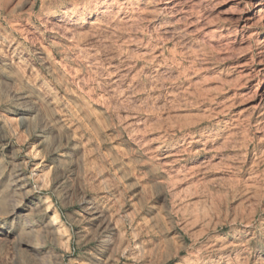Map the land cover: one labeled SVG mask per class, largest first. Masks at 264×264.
I'll use <instances>...</instances> for the list:
<instances>
[{
    "label": "rangeland",
    "instance_id": "rangeland-1",
    "mask_svg": "<svg viewBox=\"0 0 264 264\" xmlns=\"http://www.w3.org/2000/svg\"><path fill=\"white\" fill-rule=\"evenodd\" d=\"M261 9L0 0V264H264Z\"/></svg>",
    "mask_w": 264,
    "mask_h": 264
},
{
    "label": "bare ground",
    "instance_id": "bare-ground-1",
    "mask_svg": "<svg viewBox=\"0 0 264 264\" xmlns=\"http://www.w3.org/2000/svg\"><path fill=\"white\" fill-rule=\"evenodd\" d=\"M94 1H96V0H94ZM100 1H101V0H100ZM116 1H118V0H116ZM130 1H131V0H130ZM103 2H104V1H103ZM119 2H120V1H119ZM121 2H122V1H121ZM127 2H128V1H127ZM143 2H144V1H143ZM92 3H93V2H92ZM95 3H96V2H95ZM130 3H131V2H130ZM115 4H116V3H115ZM132 4H133V2H132ZM132 4H131V6H133ZM146 4H147V2H146ZM95 5H96V4H95ZM107 5H108V4H107ZM126 5H127V4H126ZM134 5H135V4H134ZM136 5H137V4H136ZM89 6H90V5H89ZM120 6H121V5H120ZM147 6H148V5H147ZM82 7H83V6H82ZM90 7H92V6H90ZM104 7H105V6H104ZM111 7H112V5H111ZM124 7H125V6H124ZM127 7H128V6H127ZM150 7H151V6H150ZM84 8H86V7H84ZM93 8H94V7H93ZM114 8H116V7H113V9H114ZM118 8H119V7H118ZM121 8H122V7H121ZM121 8H120V9H121ZM138 8H139V7H138ZM138 8H137V9H138ZM152 8H153V7H152ZM74 9H75V8H74ZM81 9H82V8H81ZM94 9H95V8H94ZM102 9H103V8H102ZM105 9H106V8H105ZM110 9H111V8H110ZM113 9H112V10H113ZM125 9H126V8H125ZM132 9H134V6H133ZM137 9H136V10H137ZM96 10H97V8H96ZM106 10H108V9H106ZM118 10H119V9H118ZM134 10H135V9H134ZM134 10H132V11L134 12ZM98 11H100V10H98ZM113 11H114V10H113ZM115 11H116V10H115ZM137 11H140V13L142 14V12H141L142 10H137ZM149 11L151 12V10H149ZM261 11H264V10L261 9V10H260V13H261ZM85 12H86V11H85ZM130 12H131V11H130ZM144 12H145V11H144ZM146 12H147V11H146ZM77 13H79V12H77ZM77 13H76V14H77ZM80 13H81V12H80ZM83 13H84V12H83ZM83 13H82V14H83ZM97 13H98V12H97ZM103 13H104V11H103ZM103 13H102V14H103ZM108 13H109V12H108ZM112 13H114V12H112ZM124 13H125V11H124ZM127 13H128V12H127ZM131 13H132V12H131ZM137 13H138V12H137ZM140 13H138V15H139ZM153 13H155V12H153ZM88 14H89V13H88ZM100 14H101V13H100ZM102 14H101V15H102ZM117 14H118V13H117ZM132 14H133V13H132ZM134 14H135V13H134ZM148 14H149V13H148ZM73 15H74V14H73ZM80 15H81V14H80ZM110 15H111V14H110ZM126 15H127V14H126ZM143 15H144V14H143ZM145 15H146V14H145ZM145 15H144V16H145ZM69 16H70V15H69ZM81 16H82V15H81ZM96 16H97V15H96ZM103 16H104V15H103ZM115 16H117V15L115 14ZM123 16H124V15H122V17H123ZM128 16H130V15H128ZM133 16H134V15H133ZM133 16H131V17H133ZM136 16H137V15H136ZM136 16H135V17H136ZM78 17H79V16H78ZM86 17H87V16H86ZM90 17H91V16H90ZM98 17H99V15H98ZM100 17H101V16H100ZM104 17H105V16H104ZM110 17H111V16H110ZM113 17H114V16H113ZM113 17H111V18H113ZM122 17H120V18H122ZM67 18H68V17H67ZM76 18H77V17H76ZM76 18H75V19H76ZM79 18H81V17H79ZM84 18H85V17H84ZM111 18H109V19H111ZM118 18H119V17H118ZM128 18H129V17H128ZM65 19H66V18H65ZM68 19H69V18H68ZM68 19H67V20H68ZM97 19H99V18H97ZM100 19H101V18H100ZM104 19H106V18H104ZM126 19H127V18H126ZM126 19H124V22L126 21ZM141 19H142V18H141ZM91 20H92V19H91ZM114 20H115V18H114ZM114 20H113V21H114ZM116 20H117V19H116ZM122 20H123V19H122ZM127 20H128V19H127ZM133 20H135V18H134ZM133 20H132V18H131L130 21H133ZM71 21H72V20H71ZM77 21H78V20H77ZM95 21H98V20L95 19ZM95 21H91V22H89V25H91V26L94 25V22H95ZM99 21H100V20H99ZM102 21H103V20H102ZM106 21H107V19H106L104 22H106ZM120 21H121V20H119V22H120ZM137 21H138V20H137ZM139 21H140V20H139ZM139 21H138V22H139ZM81 22H82V20L80 21V23H81ZM83 22H84V21H83ZM104 22H103V23H104ZM108 22H109V21H108ZM114 22H115V21H114ZM133 22H135V21H133ZM138 22H135V24L138 23ZM140 22H141V21H140ZM165 22H166V21H165ZM170 22H171V21H170ZM69 23H70V22H69ZM71 23H72V22H71ZM74 23H75V22H74ZM106 23H107V22H106ZM153 23H154V22H153ZM58 24H59V23H58ZM58 24H57V26H58ZM107 24H108V23H107ZM122 24H123V23H122ZM127 24H129V22H128ZM163 24H164V22H163ZM60 25H62V24H60ZM60 25H59V27H60ZM63 25H64V24H63ZM96 25H97V24H96ZM108 25H111V24L109 23ZM123 25H124V24H123ZM130 25H131V24H130ZM132 25H133V24H132ZM138 25H139V23H138ZM138 25H137V26H138ZM169 25H170V24H169ZM66 26H67V24H66ZM66 26H65L64 28L66 29L68 36H69V35L74 36L76 33H79V32H80V29H79L76 25H75L76 27H73V26L71 25L72 28H70V27H68V26L66 27ZM83 26H84V25H83ZM83 26H81V27H83ZM91 26H90V28H91ZM97 26H99V25H97ZM114 26H115V24H114ZM116 26L118 27V26H121V25H116ZM133 26H135V25H133ZM160 26H161V25H160ZM162 26H163V25H162ZM93 27H94V26H93ZM95 27H96V26H95ZM103 27H104V26H103ZM117 27H116V29H117ZM130 27H131V26H130ZM130 27H129V28H130ZM140 27H141V26H140ZM54 28H55V27H54ZM84 28H86V27H84ZM114 28H115V27H114ZM134 28L136 29V27H134ZM137 28H138V27H137ZM162 28H163V27H162ZM167 28H169V27H167ZM91 29H93V28H91ZM102 29H103V28H102ZM108 29H109V28H108ZM119 29H120V28H119ZM122 29H123V28H122ZM135 29H133V30H135ZM150 29H151V28H150ZM158 29H159V28H158ZM61 30H62V29H61ZM93 30H95V29H93ZM112 30H113V29H112ZM125 30H126V29H125ZM153 30H156V28L153 29ZM162 30H163V29H162ZM170 30H171V29H170ZM64 31H65V30H64ZM91 31H92V30H91ZM99 31L101 32V30H99ZM99 31H97V32H99ZM157 31H158V30H157ZM164 31H165V30H164ZM84 32H85V31H84ZM132 32H135V31H132ZM152 32H153V31H151V33H152ZM161 32H162V31H161ZM57 33H58V32H57ZM62 33H63V32H62ZM85 33H86V32H85ZM88 33H89V32H88ZM148 33H150V32H148ZM151 33H150V35H151ZM153 33H154V32H153ZM155 33H156V32H155ZM79 34H80V33H79ZM81 34H82V32H81ZM90 34H91V33H90ZM168 34H170V33H168ZM2 35H3V34H2ZM64 35H65V33H64ZM84 35H86V34H84ZM91 35H92V34H91ZM98 35H99V34H98ZM148 35H149V34H148ZM152 35L154 36L155 34H152ZM126 36H127V35H126ZM169 36H170V35H169ZM74 37H75V36H74ZM88 37H89V36H88ZM105 37H106V36H105ZM77 38H78V37H77ZM134 38H135V37H134ZM150 38H151V37H150ZM152 38H153V37H152ZM82 39H84L83 36H82ZM101 39H102V38H101ZM120 40H121V39H120ZM155 40H156V39H155ZM69 41H70V39H69ZM90 41H91V40H90ZM128 41H129V40H128ZM128 41H127V43H128ZM133 41H135V40H133ZM141 41H142V40H141ZM150 41H151V39H150ZM4 42H5V41H4ZM64 42H65V41H64ZM121 42H122V41H121ZM135 42H136V41H135ZM142 42H143V41H142ZM142 42H141V44H142ZM144 42H145V41H144ZM144 42H143V43H144ZM152 42H153V41H152ZM152 42H151V43H152ZM70 43H71V42H70ZM124 43H125V42H124ZM129 43H130V42H129ZM129 43H128V46H129ZM132 43H133V42H132ZM136 43H137V42H136ZM145 43H146V42H145ZM151 43H150V45H151ZM76 44H77V43H76ZM122 44H123V43H122ZM141 44H139V45H141ZM130 45H131V44H130ZM79 46H80V45H79ZM118 46H119V45H118ZM120 46H121V45H120ZM143 46H144V45H143ZM145 46H146V45H145ZM156 46H157V45H156ZM148 47H149V46H148ZM152 47H153V45H152ZM154 47H155V46H154ZM78 48H79V47H78ZM134 48H135V47H134ZM122 49H123V48H122ZM135 49H136V48H135ZM83 50H84V49H83ZM129 50H130V49H129ZM152 50H153V49H152ZM152 50L150 51V49H149V51H150L151 53H152ZM154 50H155V49H154ZM143 51H144V50H143ZM158 51H159V50H158ZM88 52H89V51H88ZM144 52H145V51H144ZM144 52H143V53H144ZM92 53H94V52H92ZM130 53H131V52H130ZM153 53H154V52H153ZM81 54H82V53H81ZM134 54H135V53H134ZM149 54H150V53H149ZM154 54H155V53H154ZM156 54H157V53H156ZM83 55H84V54H83ZM115 55H116V54H115ZM142 55H145V54H142ZM146 55H147V54H146ZM151 55H153V54H151ZM151 55H150V56H151ZM158 55H159V53H158ZM158 55H153V56H154V59H152V60H155V56H156V57H159V56H160V55H159V56H158ZM17 56H18V55H17ZM43 56H44V55H43ZM48 56H49V55H48ZM74 56H75V55H74ZM150 56H149V57H150ZM153 56H151L150 58H153ZM92 57H93V56H92ZM118 57H119V56H118ZM120 57H121V56H120ZM136 57H137V56H136ZM141 57H142V56H141ZM8 58H9V57H8ZM93 58H94V57H93ZM132 58L134 59L133 56H132ZM142 58H144V57H142ZM142 58H141V59H142ZM45 59H46V58H45ZM112 59H113V58H112ZM130 59H131V58H130ZM146 59H147V58H146ZM8 60H9V59H8ZM11 60H12V59H11ZM93 60H94V59H93ZM148 60H149V59H147V61H148ZM158 60H159V59H158ZM19 61H20V60H19ZM90 61H91V60H90ZM54 62H55V61H54ZM123 62H124V60H123ZM156 62H158V61H156ZM124 63H125V62H124ZM131 63H132V62H131ZM150 63H151V62H150ZM154 63H155V62H154ZM11 64H12V63H11ZM15 64H16V63H15ZM25 64H26V63H25ZM120 64H121V63H120ZM126 64H127V63H126ZM83 65H85V64H83ZM87 65H88V64H87ZM109 65H110V64H109ZM122 65H123V64H122ZM64 66H65V65H64ZM125 66H126V65H125ZM131 66H132V65H131ZM133 66H134V65H133ZM150 67H151V66H150ZM158 67H159V66H158ZM99 68H100V67H99ZM114 68H115V67H114ZM119 68H120V67H119ZM145 68H146V67H145ZM152 68H153V67H152ZM86 69H87V68H86ZM126 69H127V68H126ZM129 69H130L129 71H131V68H129ZM88 70H89V69H88ZM94 70H95V69H94ZM135 70H136V69H135ZM161 70H162V69H161ZM161 70H160V71H161ZM118 71H119V70H118ZM118 71H117V72H118ZM125 71H126V70H125ZM129 71H126V72H129ZM142 71H144V70H142ZM113 72H114V71H113ZM115 72H116V71H115ZM115 72H114V73H115ZM119 72H120V71H119ZM126 72H125V74H126ZM170 72H171V71H170ZM101 73H102V71H101ZM121 73H122V72H121ZM123 73H124V72H123ZM134 73H135V72H134ZM95 74H96V73H95ZM107 74H108V73H107ZM116 74H117V73H116ZM144 74H145V73H144ZM153 74H154V73H153ZM161 74H162V73H161ZM32 75H33V74H32ZM92 75H93V74H92ZM133 75H134V74H133ZM156 75H157V74H156ZM158 76H159V75H158ZM161 76H162V75H161ZM161 76H160V77H161ZM106 77H107V76H106ZM108 77H109V76H108ZM118 77L121 78V74H120V76H118ZM124 77H125V76H124ZM136 77H137V76H136ZM156 77H157V76H155V78H156ZM160 77H159V80H160ZM165 77H166V76H165ZM114 78H115V77H114ZM150 78H151V77H150ZM153 78H154V77H153ZM153 78H152V79H153ZM116 79H118V78H116ZM97 80H98V79H97ZM156 80H157V79H156ZM111 81H112V79H111ZM160 81H161V80H160ZM97 82H98V81H97ZM121 82H123V81H121ZM152 82H153V81H152ZM114 83H115V80H114ZM128 83H129V82H128ZM115 84H116V83H115ZM122 84H123V83H122ZM129 84H130V83H129ZM131 84H132V83H131ZM118 85H120V81H119V83H118L116 86H118ZM137 85H138V84H137ZM122 86H123V85H122ZM129 86H130V85H129ZM152 86H153V85H152ZM157 86H158V85H157ZM123 87L125 88V86H123ZM150 87H151V86H150ZM154 87H155V86H154ZM120 88H121V87H120ZM124 88H123V89H124ZM40 89H42V88H40ZM40 89H39V90H40ZM112 89H113V88H112ZM117 89H118V88H117ZM121 89H122V88H121ZM121 89H119V91H120ZM123 89H122V91L124 92ZM126 89H127V88H126ZM135 89H136V88H135ZM109 90H110V89H109ZM113 90L115 91V88H114ZM114 91H112V93H114ZM125 92H126V91H125ZM125 92H124V94H125ZM43 93H44V92H43ZM128 93H129V92H128ZM126 94H127V93H126ZM126 94H125V95H126ZM112 100H113V99H112ZM115 100H116V99H115ZM123 100H124V98H123ZM46 101H47V100H46ZM126 101H127V100H126ZM121 102H122V101H121ZM123 102H124V101H123ZM123 102H122V103H123ZM130 102H131V101H130ZM150 102H151V101H150ZM113 103H114V102H113ZM115 103H116V101H115ZM117 103H118V102H117ZM150 105H151V104H150ZM124 107H125V106H124ZM58 109H59V108H58ZM125 110H127V108H126ZM133 121H134V120H133ZM128 122H129V121H128ZM130 122H131V121H130ZM136 122H137V121H136ZM135 127H136V126H135ZM132 128H133V127H132ZM138 130H139V129H138ZM213 132H214V131H213ZM144 138H145V136H144ZM199 138H200V137H199ZM136 139H137V137H136ZM142 139H143V138H142ZM147 140H148V139H147ZM193 140H194V139H193ZM140 141H141V140H140ZM142 141H143V140H142ZM143 142H145V140H144ZM147 142H148V141H147ZM203 142H205V141H203ZM205 143H206V142H205ZM138 144H139V143H138ZM142 145H143V144H142ZM200 148H201V147H200ZM146 149H147V148H146ZM151 150H152V149H151ZM207 150H208V149H207ZM165 153H167V152H165ZM171 154H172V153H171ZM152 155H153V154H152ZM156 158H157V157H156ZM177 158H178V157H177ZM164 160H165V159H164ZM172 163H173V162H172ZM203 165H204V164H203ZM193 166H194V165H193ZM206 168H207V167H206ZM206 168H205V169H206ZM185 169H186V168H185ZM186 171H187V169H186ZM177 172H178V171H177ZM182 177H183V176H182ZM95 216H96V215H95ZM98 218H99V216H98Z\"/></svg>",
    "mask_w": 264,
    "mask_h": 264
}]
</instances>
